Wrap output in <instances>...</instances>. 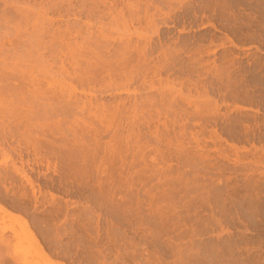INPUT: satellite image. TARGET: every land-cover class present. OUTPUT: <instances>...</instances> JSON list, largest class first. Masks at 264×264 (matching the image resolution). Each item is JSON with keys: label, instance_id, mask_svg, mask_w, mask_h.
Segmentation results:
<instances>
[{"label": "rangeland", "instance_id": "374dc122", "mask_svg": "<svg viewBox=\"0 0 264 264\" xmlns=\"http://www.w3.org/2000/svg\"><path fill=\"white\" fill-rule=\"evenodd\" d=\"M0 206L58 264H264V0H0Z\"/></svg>", "mask_w": 264, "mask_h": 264}, {"label": "bare ground", "instance_id": "6f19581e", "mask_svg": "<svg viewBox=\"0 0 264 264\" xmlns=\"http://www.w3.org/2000/svg\"><path fill=\"white\" fill-rule=\"evenodd\" d=\"M4 214L12 218L22 229L21 232L13 231V237L21 243L18 248L4 237L6 229L0 230V264H36L42 260L46 264H58L43 249L39 240L29 227V223L24 218L11 213L0 206ZM11 239V237H10ZM15 243V242H14Z\"/></svg>", "mask_w": 264, "mask_h": 264}]
</instances>
